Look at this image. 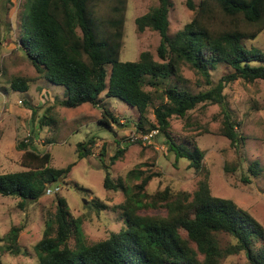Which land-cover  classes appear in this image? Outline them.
Masks as SVG:
<instances>
[{
	"label": "trees",
	"instance_id": "16d2710c",
	"mask_svg": "<svg viewBox=\"0 0 264 264\" xmlns=\"http://www.w3.org/2000/svg\"><path fill=\"white\" fill-rule=\"evenodd\" d=\"M103 4L108 10L100 13ZM186 4L195 14L174 36L169 33L170 0H160L159 6L136 20L139 30L150 27L159 32L157 52L161 62L150 51H143L137 61L120 59L128 0H29L22 20L21 47L46 80L66 88L67 98L60 101L64 107L97 105L99 96L106 92L137 108L136 125L143 132L150 124L148 109L153 99H162L154 110L157 122L150 127L164 134L177 160L188 159L190 167L200 170L204 152L196 144L174 141L168 132L169 119L173 115L185 117L199 103L219 104L224 113L222 132L233 145L239 144L241 136L223 91L227 82L239 78L248 82L264 80V52L247 46V40L257 39L264 31V0H201L198 4L186 0ZM182 62L190 63L208 82L210 67L218 63L224 62L232 71L214 87L193 93L176 82L169 83L181 78ZM31 82L30 78L16 77L11 88L26 92ZM146 84L159 88L158 93L147 90ZM45 115L41 129L53 119ZM99 122L112 129L120 120L112 111L103 109ZM32 143L30 135L18 146L24 151L23 166L27 170L0 174V194L21 198V205L39 200L47 183L59 180L72 168L52 167L51 153L38 151L35 144L37 150L31 149ZM94 143L93 138L78 143L79 158L90 155ZM127 147L119 148L111 161L122 157ZM249 169L259 173L257 163ZM128 177L143 178L134 186L136 190ZM151 178L131 170L117 184L107 166L104 187L122 188L127 196L124 203L117 205L123 210L125 226L93 244L86 242L81 223L70 219L67 200L58 196L53 220L56 228L52 221L46 222L43 237L34 245L38 260L32 264H222L224 257L239 252L245 254L246 264H264L262 224L233 200L214 196L207 179L199 182L193 194H171L168 189L160 192L159 196L167 200L166 216L139 215L143 207L156 205L144 202L148 194L142 193ZM20 230L13 228L9 233L13 253L21 250ZM221 233L231 235L235 245L222 248ZM73 234L75 247L70 244ZM0 264H5L1 246Z\"/></svg>",
	"mask_w": 264,
	"mask_h": 264
},
{
	"label": "rangeland",
	"instance_id": "374dc122",
	"mask_svg": "<svg viewBox=\"0 0 264 264\" xmlns=\"http://www.w3.org/2000/svg\"><path fill=\"white\" fill-rule=\"evenodd\" d=\"M28 1L0 0V174L28 169L23 166L24 151L18 146L27 142L30 135L33 140L30 148L37 150L33 147L35 144L38 151L50 152L52 167L60 169L71 165L72 168L59 180L47 183L53 193L48 195L45 192L37 201L21 205V198L0 194V246L5 264H32L38 260L34 245L43 237L46 222L50 220L54 224L58 196L67 200L70 219L73 223H81L88 244L106 239L112 232H119L125 226V216L117 205L124 203L127 196L122 188L104 187L107 166L117 184L131 170L141 172L142 177L152 175L142 193L148 194L144 202H155L156 205L143 207L138 211L139 215L166 216L167 200L159 196L160 192L168 189L171 194H193L199 182L207 179L214 196L233 200L264 227L263 79L248 82L239 78L225 84L223 92L242 138L237 145L239 148L222 132L224 113L219 104L199 103L185 117L171 116L168 132L173 140L196 144L204 152L202 167L196 170L190 167L188 159H176L166 137L158 130L148 140L142 138L152 131L150 124L157 122L154 110L162 104V99H153L148 109L150 124H146L143 132L136 125L139 119L137 108L117 97L108 96L106 92L99 96L97 105L90 103L68 108L60 104L67 98L66 88L46 80L21 47L22 20ZM170 1L169 33L174 36L192 20L195 11L187 6L186 0ZM194 1L198 4L201 0ZM159 4L160 0H128L120 55L122 61H137L143 51H150L157 61H162L157 52L161 41L159 32L150 27L141 31L136 22L138 17ZM107 10L106 4L99 8L100 13ZM247 46H255L264 52V31L257 39L247 40ZM179 69L181 78L169 80V83L176 82L193 93L214 87L232 71L224 62L218 63L210 67L208 82L207 77L190 63H180ZM107 70L109 74L111 66ZM16 77L30 78V89L14 91L11 81ZM145 88L156 90V93L159 91L150 84ZM103 109L112 111L120 123L114 124L112 129L101 124L98 117ZM44 114L52 115L53 119L41 129ZM91 138L95 139L92 153L79 158L77 144ZM125 146L124 155L113 163L112 156ZM255 163L258 164V174L249 169ZM128 179L134 191V186L143 178ZM58 186L60 190L56 192ZM102 206L107 207L102 209ZM13 228H21L18 236L21 250L18 253L9 248L12 243L8 237ZM219 239L222 248L236 243L227 233L219 234ZM70 244L75 247V234ZM246 262L243 252L229 254L222 260V264Z\"/></svg>",
	"mask_w": 264,
	"mask_h": 264
},
{
	"label": "built area",
	"instance_id": "2783aa9c",
	"mask_svg": "<svg viewBox=\"0 0 264 264\" xmlns=\"http://www.w3.org/2000/svg\"><path fill=\"white\" fill-rule=\"evenodd\" d=\"M155 133H156V131L153 130V131L150 132L149 134L144 135L142 138L148 140V139H149L150 137H152ZM58 190H59L58 187L55 188V191H58ZM52 193H53V189H52V188H48V189H47V194H52Z\"/></svg>",
	"mask_w": 264,
	"mask_h": 264
},
{
	"label": "clouds",
	"instance_id": "9594fccd",
	"mask_svg": "<svg viewBox=\"0 0 264 264\" xmlns=\"http://www.w3.org/2000/svg\"><path fill=\"white\" fill-rule=\"evenodd\" d=\"M152 131H153V130H152ZM152 131H151V132H152ZM145 135H146V134H145ZM143 136H144V135H143ZM143 136H142V137H143ZM48 188H51V186H48V184H47V185H46V189H45L46 194H47V189H48ZM56 188H57V187H56ZM58 188H59V190H60V187H59V186H58ZM59 190H58V191H59ZM58 191H56V192H58ZM48 195H51V194H48Z\"/></svg>",
	"mask_w": 264,
	"mask_h": 264
},
{
	"label": "crops",
	"instance_id": "0c3cea01",
	"mask_svg": "<svg viewBox=\"0 0 264 264\" xmlns=\"http://www.w3.org/2000/svg\"><path fill=\"white\" fill-rule=\"evenodd\" d=\"M85 104L87 105V104H90V103H84V104H82V105H85ZM82 105H81V106H82ZM91 109H92V108H91ZM100 117H101V112H100V115H99V117H98V120L100 119Z\"/></svg>",
	"mask_w": 264,
	"mask_h": 264
}]
</instances>
